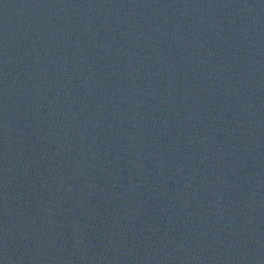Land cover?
I'll return each mask as SVG.
<instances>
[{"label": "water", "instance_id": "95a60500", "mask_svg": "<svg viewBox=\"0 0 264 264\" xmlns=\"http://www.w3.org/2000/svg\"><path fill=\"white\" fill-rule=\"evenodd\" d=\"M0 264H264V0H0Z\"/></svg>", "mask_w": 264, "mask_h": 264}]
</instances>
